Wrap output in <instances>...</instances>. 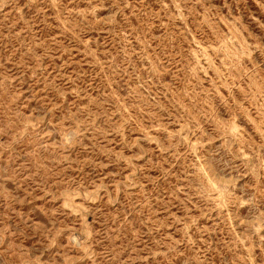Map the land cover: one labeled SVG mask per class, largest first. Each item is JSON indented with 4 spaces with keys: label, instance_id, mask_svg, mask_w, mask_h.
<instances>
[{
    "label": "rangeland",
    "instance_id": "rangeland-1",
    "mask_svg": "<svg viewBox=\"0 0 264 264\" xmlns=\"http://www.w3.org/2000/svg\"><path fill=\"white\" fill-rule=\"evenodd\" d=\"M0 264H264V0H0Z\"/></svg>",
    "mask_w": 264,
    "mask_h": 264
}]
</instances>
